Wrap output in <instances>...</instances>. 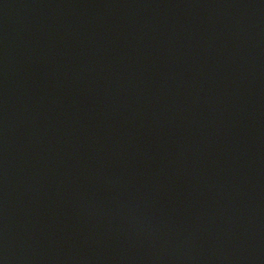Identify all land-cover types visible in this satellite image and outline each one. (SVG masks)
Returning a JSON list of instances; mask_svg holds the SVG:
<instances>
[{
  "label": "water",
  "instance_id": "95a60500",
  "mask_svg": "<svg viewBox=\"0 0 264 264\" xmlns=\"http://www.w3.org/2000/svg\"><path fill=\"white\" fill-rule=\"evenodd\" d=\"M0 264H264V0H0Z\"/></svg>",
  "mask_w": 264,
  "mask_h": 264
}]
</instances>
